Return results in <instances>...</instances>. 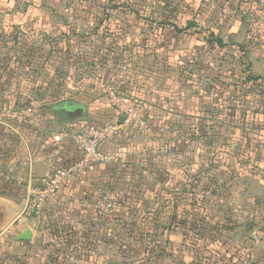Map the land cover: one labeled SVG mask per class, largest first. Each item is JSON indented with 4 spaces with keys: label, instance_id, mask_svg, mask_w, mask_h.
<instances>
[{
    "label": "rangeland",
    "instance_id": "rangeland-1",
    "mask_svg": "<svg viewBox=\"0 0 264 264\" xmlns=\"http://www.w3.org/2000/svg\"><path fill=\"white\" fill-rule=\"evenodd\" d=\"M44 1L66 4L70 0ZM251 2L79 0L78 10H74L73 15L80 21L70 23L63 16L67 17V12L42 11L41 16L48 18L49 23L13 26L11 18L21 11H10L8 0H0V94L4 95L0 97V264H170V249L164 250L170 244L167 236L156 244H153L154 237L150 241L144 238L140 242L142 248L130 241L132 250L129 251L114 246L109 251V246L103 243L87 245L103 236L104 218L111 215L113 207L121 205L114 199L109 200L111 196L120 200L124 193L121 189L127 182L134 181L138 185L144 180L151 184V176L131 170L132 163L138 166L145 158L141 149L150 147L151 140H156L151 138V128L148 135L127 130L125 136L130 142L123 141L119 149L122 145L131 147H126L127 151L120 153V160L113 163L118 164L117 171L91 168L89 174L78 178L77 182L74 180L81 189L71 193L69 188L64 204H50L48 219L27 221L31 227L28 230L33 232L29 242L17 243L14 238L11 222L19 215L25 187L29 185L21 177L22 171L15 168L32 147L41 150L44 157L54 151L51 127L56 126L62 116L57 117L50 109L54 104L74 101L85 108L91 105L89 99L77 94L68 76L82 77L87 63L96 54L116 70V81L130 79L138 88L148 89L149 95L155 94L157 85L165 86L169 89V98L176 97L186 106L197 103L199 106L194 112L204 111L215 117L214 122H218L215 128L220 136L217 146L222 151L217 162L219 170L223 168L225 172L218 185H225L226 194H230L218 205L224 203L232 209L241 204L257 209L256 220L249 222L258 223L264 213V133L259 124L264 116V1L258 6ZM21 3L25 1L18 0V4ZM244 18L250 27L244 23ZM249 29L252 32L249 33ZM215 37L223 40L227 47L215 44ZM48 38L52 41L66 38L70 44H59L63 46V53L55 52L51 44H45ZM3 86L8 92H1ZM11 89L16 94H9ZM89 89L95 102L107 105L105 96L96 87ZM13 95L19 99L16 101ZM147 105L150 107L149 103ZM27 110L32 111L31 117L42 110L41 129L14 115ZM213 127L208 134L213 133ZM224 140H234L229 151L221 148ZM157 142L160 148L159 154L157 150L154 154L157 168H172L167 141L158 139ZM135 149L139 150L138 154L133 153ZM149 158L153 161L152 156ZM150 163L148 161L147 165ZM121 164L131 169L123 172L125 168ZM173 172L166 169L161 178L168 176L169 181ZM220 174V171L208 173L206 177L212 180ZM231 177L232 184L229 183ZM112 182L119 183L117 190L109 187ZM157 189L163 193V188ZM135 192L134 189L133 194ZM133 199L127 206L139 212L140 230L143 232L147 227L146 232H153L150 224L155 220L153 217L143 219L146 216L143 207L158 208L161 202L152 198L148 201L138 198L141 202ZM210 205L216 206V203ZM209 209L215 213L210 206ZM106 220L107 224H112L110 231L113 219ZM151 244L153 249L143 248ZM93 247H98L94 253ZM159 250H163L162 253Z\"/></svg>",
    "mask_w": 264,
    "mask_h": 264
},
{
    "label": "trees",
    "instance_id": "trees-1",
    "mask_svg": "<svg viewBox=\"0 0 264 264\" xmlns=\"http://www.w3.org/2000/svg\"><path fill=\"white\" fill-rule=\"evenodd\" d=\"M251 1H253V2H251V4H253L254 6H258V5H261L264 0H251ZM247 2H248V0H247ZM249 2H250V0H249ZM82 8L86 9L85 6H82ZM86 10H84V11H86ZM91 21L92 20H90L89 22H91ZM244 23L250 27V24L246 22L245 18H244ZM251 26L254 27L255 25L251 24ZM250 32H252V30L249 29V33ZM57 40L58 41L46 40L45 44H51L53 51H55V52L61 51V53H63V46L60 47L59 44H64V43L70 44V41L66 40V38L57 39ZM213 41L220 48H226L227 47V44H225L223 42V40H221L220 38L215 37V39ZM237 47L239 49H243L240 45H237ZM50 52H51V50L48 51V53H50ZM56 56L57 55L55 54V58H56ZM91 61L96 62V60L91 59L87 63V65H86L87 67L85 68V70H87L86 72L88 75L91 74V73H89L90 72L89 68L92 67ZM19 62H21V61H19ZM101 63H105V62L101 61ZM68 81L70 83H72L73 86L76 87V89L80 85V81L77 80L74 75L71 76V74H70L68 76ZM108 84H111V83H108ZM111 85L117 86L120 93H122L124 95L129 94V95L137 98L143 104H145V105L148 104L145 100L140 98L136 93H133V92L128 93L130 91H127L128 89H125L126 87H124V86H126V85H123V86L121 84H111ZM12 91L13 90L11 89L9 94H16L15 91H13V92ZM1 92L6 93L8 91L3 86ZM1 96H4V95L0 94V97ZM13 97H15L16 101L19 99V96H16V95H13ZM67 102H74V101H65V102L63 101V102H60L58 104H54L50 108L57 117H60L62 115L60 117V120L57 119L58 122L63 121L65 124L66 123L70 124V123H73V122L78 121L80 119H86V108H84V106L81 107V105L77 102H74V103L79 104L80 105L79 107L65 108V109L59 108V106L61 104H64ZM203 107H205V106L203 105ZM44 108H46V106ZM151 110H152V107L151 106L149 107L147 105V121H148V124H149V127L151 128V130H153V126L150 123L151 113H152ZM113 113H114V111H113ZM203 113H196L195 112L197 121H193V123L191 124L192 126L190 127V131L186 132V134H185L186 139L182 141V147H181L182 152L177 153L178 155H177L176 160L172 161L170 163L172 168H168L167 166L164 167L163 170L157 168L158 164L154 161V159L157 157L156 155H154L156 153V150H157L158 154L160 151L157 140H151V146L150 147H143L141 149L142 152L145 153L144 154L145 158L141 161V164L136 166L135 164L132 163V165L134 167L133 169L128 168V166H123L121 164L125 168V169H123V172H126V171L131 169L133 171L135 170L136 173H138V171H139V173H141V175L145 174L147 176H151L150 177L151 178V184H147L146 181L142 180V181H139L140 183L138 185H135L134 181L130 183V182L125 181V178H122L123 182L128 183V184L127 183L124 184V186L126 188L121 187L122 188L121 190L124 192L121 195L122 197L120 196V200H118L117 197H114V196H111V198L109 199V200L114 199L116 202H118L121 205L118 208L113 207L111 215L106 216L104 218L105 222L102 226L105 229V232L103 233V236L101 238H98L96 241L92 240L91 243H89V242H87V240H85V242H87V245L91 246L95 243L94 245L98 246V244L103 243V244L109 246V248H108L109 251H111L113 249V246H114V248L125 247L127 249V251H129V250H132L131 246H130V241L135 242L136 246L138 248H142L140 242L144 238H147L150 241V239H153V237H154L156 242H153V244L154 243L156 244L158 242V240L163 239V237H165V236H167V239H169V241H170V237L172 236V234L177 232L178 230L181 233V236H184L185 234L183 233V229L185 227L189 228V232L194 231L193 238L197 239V242L200 240V238L205 239L207 237V235H204V233H206L209 230L208 241L211 243L212 238L215 237V234L217 232H219L220 226H222V227H225L228 225L230 226L229 220L232 216H235L234 215L235 213H233L234 211L231 208L227 207V205L224 204L223 202H222L223 203L222 205H218L220 203V200L225 201L224 199L227 198V195H230V194H226L227 190H226L225 185H221V184H220V186L218 185V182H221V179L223 178L222 172H224L222 170L223 168H221V170H219L220 165L217 162V158H218L217 156L221 155V152H222V151H220V149L218 150V146H217V141L219 140L218 138H220V136L217 135V129L218 128H215V126H216V124H218V122H214V120H215L214 116L208 115V113L204 112V111H203ZM201 114H202V116L205 117L204 119L207 120V123L200 122ZM41 115H42V110L38 111L37 114L35 116H33L35 127L37 129H41V127L43 126ZM114 118H115V113H114ZM209 122L211 123L210 126H208ZM79 124L80 123H78L77 126H81V124L80 125ZM104 125L89 124L87 126L100 127V126H104ZM212 125L214 126L213 127V133L208 134ZM64 128L67 129L65 131L69 132L70 134H74V133L82 132L86 128V126L83 127L84 129H78L79 127L75 128L74 126H72V128H71L70 125L66 126ZM187 130L188 129H186V131ZM131 131H136V130L131 129ZM209 133H211V132H209ZM123 134L119 138H117L116 140L103 144L100 147V151L103 152L104 154L111 155V156L115 157L116 153L113 154V153L108 152V147L110 145L117 144V143L119 146L123 143V141H127V139L128 140L130 139L128 136H125V137H123V139H121L122 136H124ZM213 135H215L216 137H214ZM152 139H154V138H152ZM224 141H225L224 142L225 144L221 148H226V151H229L233 145L234 140H229V141L224 140ZM71 143L73 144L72 140H71ZM166 143L168 144V141ZM59 144H62V143L54 142V150L59 147ZM74 147H75V145H74ZM188 148H190V149H188ZM166 149H167V151H169V153L167 152V155H169L171 152L172 153L175 152L173 150V148L170 147V145L168 147H166ZM186 150L190 151L189 158L188 157L186 158L184 156ZM77 152H78V150H77ZM133 153L138 154L139 150L135 149L133 151ZM117 154L119 155L118 157H120V153L118 152ZM231 154H233V151ZM202 155H207L208 157L203 158ZM149 156L153 157V161H152V159L148 160V159H150ZM115 158H117V157H115ZM79 159H80V154L78 152V158L74 159L72 162H70L66 166H63L62 168H67V167L71 166L72 164L79 161ZM232 160H233V157H232ZM124 161H122L123 164L126 163V161L125 162ZM148 161L151 162L150 163L151 165L150 164L147 165ZM168 161H169V158H168ZM160 162H158V163H160ZM152 164H153V166H152ZM104 166H110V164L104 165ZM97 167L101 168L102 165L91 166L87 170L86 175L91 172V168H97ZM166 169L170 170V171H174L173 172V178L169 181H168V179H169L168 176L166 179L161 178L162 171H164ZM107 170L117 171L118 169H117V167L115 169L113 167H111ZM219 171L221 172V174L218 175V177H216V176L214 177V179L217 178L216 180H214V179L209 180L206 177V175L208 173L209 174L214 173V172L217 173ZM74 180H76V182H77L78 178H75ZM232 182L233 181H232V177H231V180L229 183L232 184ZM161 183H163V184H161ZM72 184H73V182L63 188L64 191H66V194L69 191V188H70L71 193H73V191H77V190L81 189L79 187L80 186L79 184L76 186V188H73L72 186L74 184L73 185ZM110 186H112L113 190H117V187H119L120 185L118 182H112V185H109V187ZM71 188H73L74 190ZM157 188H163V193H161L160 191L158 192ZM134 189L136 191L135 194H133ZM165 194H167L166 198L164 197ZM25 195H26V191L24 192L23 196L25 197ZM133 198L136 199L135 201H137L138 198H140V199L145 198L147 201L149 198H152V199L156 200V202H161V204L159 203L158 208H155V206H152V205L149 208L143 207V210L146 211V216L143 219L147 220L148 217H153L152 219L155 220L153 224L152 223L150 224L152 229H153V232L152 231H151V233L146 232L147 227L145 228V230H143V232L140 230V227H139L140 225H138L139 220L137 219L139 212L137 210L134 211L132 209V206L129 208L127 206V205H129L130 202L134 201ZM67 199H68L67 195H62V197H60V196L55 197V201H57V203H58L57 205H59L61 203L64 204V202ZM137 202H141V200L137 201ZM211 202L216 203V206H211L210 205ZM122 203H124V204H122ZM165 203H167L168 206L165 205ZM209 206L211 207V209L215 213H213L209 209ZM49 208H50V205H49ZM49 208H48V211H47V214H46V217L44 218V220L48 219V217H49L48 216V214L50 212ZM211 215H215V216H211ZM107 218H110V219L112 218L113 219L112 221L114 223L112 226V229L110 231H108V229H110V225H112V224H107V222H106ZM189 218H191V221H189ZM116 222H118V223H116ZM141 226H143L142 223H141ZM103 228H100V229L102 231H104ZM107 231L110 234H107ZM96 235H97L96 232H94V236H96ZM124 237H125V240L123 239ZM132 237L134 239H137V240L134 241V240L130 239ZM115 240H117V241H115ZM204 241L206 242V240H204ZM21 243H24V242H21ZM122 243H123L122 246L118 245V244H122ZM82 246H83V243H82ZM151 246H152V244L150 246L144 245L143 248L146 251H149L150 248L153 249ZM169 246H170V244H169ZM97 248L98 247H93L92 253H94V250H96ZM166 249H170V247L167 248L165 246L164 250H166ZM81 251H83V248ZM156 251H157V247H156ZM159 251L162 253L163 250H159ZM123 253L125 254V252H123Z\"/></svg>",
    "mask_w": 264,
    "mask_h": 264
},
{
    "label": "crops",
    "instance_id": "crops-1",
    "mask_svg": "<svg viewBox=\"0 0 264 264\" xmlns=\"http://www.w3.org/2000/svg\"><path fill=\"white\" fill-rule=\"evenodd\" d=\"M22 1H25V3L18 4V0H8L10 11H21L17 12L14 18H11L13 26H41L42 23H49L50 20L48 18L41 16L42 11H51L56 13L60 11L67 12V17L62 13L61 14L66 20H69L70 23H73V21H80V19L73 15L74 10H78L79 0H70L67 1L66 4H52L50 3L51 1L45 2L44 0ZM48 40L50 39L48 38ZM96 55L91 58L96 60V62L91 61L92 67L89 68L90 72L88 71L91 74L88 75L86 72L87 70H85L82 73L83 79H80L82 78L81 76L77 78V80L79 79L80 81V85L77 87V94H79L81 98L89 99V102H91V105L87 104L86 119H80L70 124H65L63 121H57L58 123L56 126L51 127L50 134L52 138L55 135L64 133L65 130H67L64 127L69 125L71 128L74 126L75 128L79 127L78 129H84L83 127H87L89 124H107L114 118V113L108 104L103 105L95 102L96 99L88 93V91H90L89 88H92V86H89L88 82L85 80L90 77H99L106 83L121 84L122 86L126 85L124 87H126L125 89H128L127 91H130L128 93H136L140 98L150 104L152 107L150 119V123L153 126L152 138L156 140L163 139L168 141L170 147H172L175 151L174 153L171 152L169 154V163L175 161L178 155L177 153L182 152L180 144L186 139V132L190 131L193 121H197L194 111L199 104L190 103L186 106L176 97L173 98L170 96L169 98L170 92L165 86L157 85L155 88L156 92L154 91L155 94L149 95L147 94L149 93L148 89H146L148 90L146 91L138 88L130 79L126 82L116 81L118 78L115 75L116 70L113 66L101 63L100 58ZM80 105L83 107L82 104ZM204 118L205 117L201 115L200 122L207 123V120ZM78 123H80L81 126H77ZM180 123H183V125H179ZM259 124L260 129L262 128L264 133V116H261L259 119ZM170 128L173 129L171 130ZM186 129L188 130L186 131ZM125 133L122 137H125ZM122 146L123 148L119 149L117 143L108 147V152L113 154L116 153L115 157L118 158L117 161L120 160L117 153L127 151L125 148L131 147L128 145ZM40 152L41 150L32 147L27 153H25V155H23L22 160L20 158L18 162L19 166L15 168L16 170L22 171L23 175L21 177H23L28 184L33 181L42 182L48 179L55 170L66 166L74 159L78 158V152L69 138H65L64 142L59 144V147L51 152L52 155L50 154V156H41ZM189 154L190 151L186 150L184 156L189 158ZM117 165L118 164H110V166H103V168L100 169L101 171H105L111 167L115 169ZM75 181L73 182L74 185L72 184L73 188L77 186ZM27 187L28 186L25 187V191ZM65 194L66 191L62 189L58 192L57 196L62 197V195ZM55 202L58 204L57 201ZM23 203L24 202H22L21 210L23 208ZM232 209L235 216L230 218V226H220L219 232H217L215 237L212 238L211 243L208 241L209 230L204 233L207 237L205 239L200 238L198 241L199 243L197 242V239L193 238L194 231L189 232V228L185 227L183 229V233L185 234L184 236H181L179 230L173 233L170 237L169 246V258L171 259L170 264H264V244L255 242L252 235L253 230L259 225L261 219L257 220L258 223L256 224L254 222H249L251 219L256 220L255 215L258 214L257 209L252 210L246 206L242 207L241 204L236 205L235 207L232 206ZM15 219H13L11 223H13ZM189 221H191V218H189ZM28 223L29 222L14 230L15 240L20 234L31 228L28 226ZM32 226L34 225L32 224ZM204 240H206V242ZM17 243L20 242L17 241Z\"/></svg>",
    "mask_w": 264,
    "mask_h": 264
},
{
    "label": "built area",
    "instance_id": "built-area-1",
    "mask_svg": "<svg viewBox=\"0 0 264 264\" xmlns=\"http://www.w3.org/2000/svg\"><path fill=\"white\" fill-rule=\"evenodd\" d=\"M85 81L105 96L107 104L115 113V118L104 126H87L80 133L70 134L65 131L53 137L56 143H63L65 138L71 139L80 154V159L67 168L55 170L48 179L42 182L33 181L28 185L23 208L13 222L12 230L23 226L27 221H39L45 218L49 205L55 201L58 192L71 184L75 178L85 176L91 166H104L117 162L114 156L100 151L103 144L116 140L131 129L142 135L150 133L147 105L134 96L120 93L117 86L105 83L99 77H90ZM31 112L27 110L14 115H19L18 117L27 120V123H34ZM110 207L111 205L108 204L107 208ZM252 235L255 242L264 244V214Z\"/></svg>",
    "mask_w": 264,
    "mask_h": 264
},
{
    "label": "water",
    "instance_id": "water-1",
    "mask_svg": "<svg viewBox=\"0 0 264 264\" xmlns=\"http://www.w3.org/2000/svg\"><path fill=\"white\" fill-rule=\"evenodd\" d=\"M80 105L74 102H67L64 104H61L59 106L60 109H65V108H76L79 107ZM33 238V234L30 230L24 231L22 234H20L16 240L19 242H29Z\"/></svg>",
    "mask_w": 264,
    "mask_h": 264
}]
</instances>
